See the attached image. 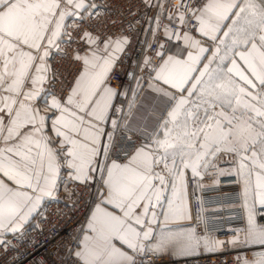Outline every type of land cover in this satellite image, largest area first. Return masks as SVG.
<instances>
[{"label": "snow or ice", "instance_id": "snow-or-ice-1", "mask_svg": "<svg viewBox=\"0 0 264 264\" xmlns=\"http://www.w3.org/2000/svg\"><path fill=\"white\" fill-rule=\"evenodd\" d=\"M144 6L156 10L144 17L154 54L113 84L131 37L90 30L106 4L0 0V264H18L7 235L20 240L61 182L68 207L78 187L93 205L73 264H153L144 257L225 245L248 250L235 264H264V0H176L166 17L162 0ZM79 42L87 47L66 51ZM54 56L78 65L59 94ZM145 86L163 105L150 130L130 126ZM210 169L240 185L243 224L228 240L210 234L199 213L185 223L188 186L201 187Z\"/></svg>", "mask_w": 264, "mask_h": 264}, {"label": "built area", "instance_id": "built-area-1", "mask_svg": "<svg viewBox=\"0 0 264 264\" xmlns=\"http://www.w3.org/2000/svg\"><path fill=\"white\" fill-rule=\"evenodd\" d=\"M99 2L106 4L109 11L106 12L101 23H97L95 20L91 21L88 25L90 30L93 33L99 31L116 34L123 29L125 34L131 37V44L127 46V57H122L121 63L118 65V80L113 81V84L127 83L128 78L124 72L131 68L132 62L142 60L144 55L152 56L154 54L156 44L151 31H145L147 25L144 17H152L156 10L146 9L144 0H99ZM151 2L155 4L157 0H151ZM162 3L165 7L164 16L166 17L168 11L174 10L173 5L176 0H162ZM129 12L137 14L132 16L129 15ZM162 22L168 23L167 19H163ZM129 23L136 25L134 30H128ZM158 39H165L162 30ZM78 46L81 50L87 47L83 42L65 47L66 51L71 54L72 49ZM50 62L53 72L57 74L52 90L59 94L71 82L78 65H74L68 59H61L59 56H54ZM118 144L123 145L125 150L131 148V145L125 144L123 135L118 138ZM116 154L123 155L121 147H117ZM220 166L227 167L226 164ZM209 171L211 175H207L201 180V187L194 188L192 184H189L191 224L197 223L196 216L199 213L207 223L210 234H218L220 237L234 235L230 229L241 227L243 224V209L240 206L242 201L239 195L240 185L234 175L217 176L214 170L210 169ZM213 180L217 182L213 183ZM67 187L72 189L73 185L69 183ZM92 189H95V185H92ZM76 195L79 196L76 207H68L71 201L65 191V184L61 182L58 198L46 199L43 202L39 209L40 214L35 215L25 225L24 235L20 240L15 239L12 234L7 235L6 238L15 245V251L10 252L9 255L15 256L18 264H73L75 257L72 253H74L73 250L77 244L79 230L84 225L92 206L87 189L78 187ZM76 195L73 196V199L76 198ZM257 219L264 223V218L260 215ZM37 225L39 226L37 227ZM203 228L204 225L200 224L198 231L203 232ZM244 254L245 252L241 255ZM237 256V252L226 249L191 257L149 254L144 259L152 261L153 264H235ZM3 259L2 243H0V261Z\"/></svg>", "mask_w": 264, "mask_h": 264}, {"label": "crops", "instance_id": "crops-1", "mask_svg": "<svg viewBox=\"0 0 264 264\" xmlns=\"http://www.w3.org/2000/svg\"><path fill=\"white\" fill-rule=\"evenodd\" d=\"M162 107H163L162 104L155 103V98L147 90V87L145 86L144 92L139 97V104H138V106H137V108L135 110V114H134V116L132 118V121H131V125L130 126H132L133 128H135V127H138V126H141L142 125V126L148 128L150 130L151 127H152V125L156 121V115H153L152 114L153 111L156 112V113H159L162 110ZM65 175H66V173H65ZM189 176H190V174H189ZM188 207H189V211H190L191 216H192L189 186H188ZM90 211H91V208L89 210L88 215H90ZM86 222H87V219L85 220V223L84 224H86ZM191 222H192V220L191 221H188V222H185V223L191 224ZM82 236H83V232L80 231L79 234H78L77 244L74 247L73 252L78 247L79 237H82ZM2 239H3V237H0V241ZM236 252L238 253V251H236ZM200 254H211V253H205V252L202 251V252H200L197 255H200ZM197 255H193V256H197ZM189 257H191V256H189Z\"/></svg>", "mask_w": 264, "mask_h": 264}, {"label": "rangeland", "instance_id": "rangeland-1", "mask_svg": "<svg viewBox=\"0 0 264 264\" xmlns=\"http://www.w3.org/2000/svg\"><path fill=\"white\" fill-rule=\"evenodd\" d=\"M212 235H214L217 239H220V240H228L232 236V235H230V236H227V237H220V235H218V234H212ZM226 249H230V250H233L235 252L238 251V255H241L243 252H245V254H246L247 251H248L246 248H232V247L227 245V247L224 246L223 249L218 250L216 252L224 251Z\"/></svg>", "mask_w": 264, "mask_h": 264}]
</instances>
